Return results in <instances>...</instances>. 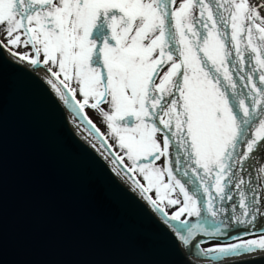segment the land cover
I'll return each mask as SVG.
<instances>
[{
  "label": "snow or ice",
  "instance_id": "obj_1",
  "mask_svg": "<svg viewBox=\"0 0 264 264\" xmlns=\"http://www.w3.org/2000/svg\"><path fill=\"white\" fill-rule=\"evenodd\" d=\"M6 58L99 134L96 112L178 246L264 264V0H0Z\"/></svg>",
  "mask_w": 264,
  "mask_h": 264
},
{
  "label": "water",
  "instance_id": "obj_2",
  "mask_svg": "<svg viewBox=\"0 0 264 264\" xmlns=\"http://www.w3.org/2000/svg\"><path fill=\"white\" fill-rule=\"evenodd\" d=\"M6 60L0 64V264H215L178 246L159 214L76 132L73 109L54 103V93Z\"/></svg>",
  "mask_w": 264,
  "mask_h": 264
},
{
  "label": "bare ground",
  "instance_id": "obj_3",
  "mask_svg": "<svg viewBox=\"0 0 264 264\" xmlns=\"http://www.w3.org/2000/svg\"><path fill=\"white\" fill-rule=\"evenodd\" d=\"M69 118H70V123L73 125V127H75L76 132H79V134L81 136H83V138H85L86 141L89 142V144L92 146V148L95 150H97L98 154H102V157L105 158V156L107 155L106 149L105 147H103V145L101 144L100 140H98L91 132V130H87L85 128V126H82L80 124V122L76 121L74 119V117L70 116L69 114ZM105 161H107V163L113 167V165L111 163H109L108 160L105 159ZM117 176V175H116ZM118 177V176H117ZM121 183L126 186L127 188H132V184H131V180H121V178L119 177Z\"/></svg>",
  "mask_w": 264,
  "mask_h": 264
},
{
  "label": "rangeland",
  "instance_id": "obj_4",
  "mask_svg": "<svg viewBox=\"0 0 264 264\" xmlns=\"http://www.w3.org/2000/svg\"><path fill=\"white\" fill-rule=\"evenodd\" d=\"M70 110H72V109H70ZM85 112L88 115V117L93 121V123L96 125V127L99 129V134L97 133L98 134L97 138L100 140L101 144L104 145V140L101 139V135L107 136L106 128L103 125H101L99 117H98V115L96 114V112L94 110L89 108V109H85ZM69 113H71V116L74 117V119L76 120V117L74 116L73 111H70ZM108 143H112L111 139H108ZM107 155H108V153H107ZM110 159L111 158L108 159L109 163H110ZM245 238H247V237H245ZM220 242H225V241L221 240ZM227 242H229V241H227ZM203 246H206V245H202V247ZM231 258L234 259V258H239V257H231ZM197 260L198 261H200V260L204 261L202 259H200V260L197 259ZM205 261L206 262H210L209 260H205Z\"/></svg>",
  "mask_w": 264,
  "mask_h": 264
}]
</instances>
